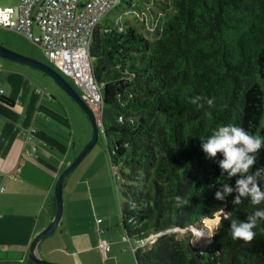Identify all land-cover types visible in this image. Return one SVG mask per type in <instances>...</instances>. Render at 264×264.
Returning <instances> with one entry per match:
<instances>
[{
  "label": "trees",
  "instance_id": "16d2710c",
  "mask_svg": "<svg viewBox=\"0 0 264 264\" xmlns=\"http://www.w3.org/2000/svg\"><path fill=\"white\" fill-rule=\"evenodd\" d=\"M154 2L171 12L155 38L112 15ZM91 57L128 237L215 227L204 247L164 233L135 251L137 263L264 264V221L251 242L230 234L231 219H246L264 203L242 198L233 205L235 193L216 199L219 186H234L236 177L222 175L220 154L207 158L200 139L228 123L264 136V0H118L96 30ZM198 95L213 105L190 103ZM256 167H264V148ZM177 196L186 203L178 207Z\"/></svg>",
  "mask_w": 264,
  "mask_h": 264
},
{
  "label": "crops",
  "instance_id": "0c3cea01",
  "mask_svg": "<svg viewBox=\"0 0 264 264\" xmlns=\"http://www.w3.org/2000/svg\"><path fill=\"white\" fill-rule=\"evenodd\" d=\"M0 80L5 89L0 97V187L4 186L0 191V244L4 247L0 264H30L28 253L33 239L56 214L57 179L82 147L72 142L68 115L44 90V94L39 92L34 75L21 63L0 58ZM29 126L38 129L39 147L18 170L22 150L29 145L19 130ZM89 163L90 171L94 168L92 180L83 168L77 176L71 172L73 176L69 174L64 181L66 211L56 230L38 246L40 256L49 261L103 264L109 256L103 257L100 239L112 242L110 253L120 251L118 245L125 240L122 231L113 228L109 216L101 213V163ZM75 181L76 185L72 183Z\"/></svg>",
  "mask_w": 264,
  "mask_h": 264
},
{
  "label": "built area",
  "instance_id": "2783aa9c",
  "mask_svg": "<svg viewBox=\"0 0 264 264\" xmlns=\"http://www.w3.org/2000/svg\"><path fill=\"white\" fill-rule=\"evenodd\" d=\"M117 3L118 0H19L15 6H0V27L21 33L38 44L54 67L74 81L94 113L102 134L103 87L93 73L91 46L98 26ZM39 92L44 94L41 89ZM4 93L0 80V97ZM19 133L25 144L29 143L21 153L18 164V170H21L22 164L38 150V129L24 127ZM3 190L4 186H1L0 191ZM145 242L141 239L137 245L132 243L134 251ZM99 247L107 256L111 244L102 238ZM3 249L0 244V250Z\"/></svg>",
  "mask_w": 264,
  "mask_h": 264
},
{
  "label": "rangeland",
  "instance_id": "374dc122",
  "mask_svg": "<svg viewBox=\"0 0 264 264\" xmlns=\"http://www.w3.org/2000/svg\"><path fill=\"white\" fill-rule=\"evenodd\" d=\"M18 2L19 0H0V6H15L18 4ZM162 6H165L164 3L154 2L150 5L144 4L142 6L143 10L132 9L127 10L124 13H122L121 11H114L112 15L117 14L119 19L128 21L146 37L155 38V28L159 26V22L165 21L171 13H168V11H166ZM37 32L38 31L36 30V33ZM0 43L15 51L32 56L54 67V64L47 58L44 50L38 44L34 43L32 40L21 33L0 27ZM2 60L6 59L2 58ZM21 66L23 68H26L32 75H34L36 83L42 90H44L48 94V98L52 101H56L61 111L68 115V118L72 125L71 131L74 137V139H72V142L76 141L78 148L82 147L80 150L81 152L93 137V126L87 114L51 75L27 64L21 63ZM66 78L80 92L74 81L70 77ZM91 160H95V164L101 163L99 170V174H101V187L99 192L101 194V199H99L101 213L109 216V218L111 219L110 222L114 224L113 228L115 230L120 229L125 238L124 242H121L118 245V249H120V251L116 253L108 252V258L106 256L104 257L103 255L104 258H107L104 259L105 263L103 264H138L132 243L137 245L138 241H140L141 239L139 237L129 238L123 225V216L121 209V202L123 200V197L119 193V166L116 167L113 165L110 159L108 142L105 135L102 133L100 134L99 140L92 148V150L79 163V165L73 171L74 173L72 172L73 175L75 174V176H77L78 172H80L83 168H86V170L89 171L88 174L92 180L94 168L90 171L92 166L89 162ZM88 163L89 165H87ZM72 183L76 185V181ZM77 191L78 189L76 190V192ZM67 194L68 192L66 189L64 194V211H66V206L68 203ZM74 201L75 197L72 198V203ZM214 229L215 227L206 225H194L188 228L174 227L169 229L168 231L151 233L143 239L146 241L144 244L150 246L162 234L167 232H176L178 237L190 236L197 247H204L205 245L210 243ZM102 232L103 229H101V233ZM107 240L110 242L112 248V242L109 239ZM111 255L113 256L111 257Z\"/></svg>",
  "mask_w": 264,
  "mask_h": 264
},
{
  "label": "clouds",
  "instance_id": "9594fccd",
  "mask_svg": "<svg viewBox=\"0 0 264 264\" xmlns=\"http://www.w3.org/2000/svg\"><path fill=\"white\" fill-rule=\"evenodd\" d=\"M209 107L213 105V100L203 96H195L190 99V103L200 108L204 103ZM209 119L212 113L206 112ZM201 148L209 159L216 158L222 175L227 174L231 180L236 177L235 185L222 183L216 191V199L226 201L233 196V205L241 203L242 198H249L252 205L264 203V167H256L260 150L264 148V136L259 132L244 128L242 125L228 123L213 129L212 134L207 137H200ZM177 206H181L186 201L181 197H176ZM225 219H228L226 216ZM264 221V208H257L253 213L247 215L246 219L234 218L230 220V234L234 241L251 242L258 235L257 225Z\"/></svg>",
  "mask_w": 264,
  "mask_h": 264
},
{
  "label": "water",
  "instance_id": "95a60500",
  "mask_svg": "<svg viewBox=\"0 0 264 264\" xmlns=\"http://www.w3.org/2000/svg\"><path fill=\"white\" fill-rule=\"evenodd\" d=\"M0 57L36 67L44 71L45 73H48L49 75H51L57 81V83L70 95V97L87 114L93 126V137L90 140V142L84 147V149L74 158V160L67 166V168L58 177L56 186H55V197H56L55 217L46 228H44L41 232H39L35 236V238L33 239L30 245V250L28 253V257L36 264H61V263L49 261L41 257L38 252V246H39L40 241L44 237L53 233L58 227L61 221L62 215H63V211H64V196H63L64 181L66 177L76 169L79 163L85 158V156L92 150V148L98 142L99 136L101 134L100 125L98 121L96 120L94 113L91 111V109L87 105L86 101L83 99L80 92L55 67L43 61H40L39 59H36L32 56L25 55L23 53L15 51L1 43H0ZM124 224L125 223L123 220V225Z\"/></svg>",
  "mask_w": 264,
  "mask_h": 264
}]
</instances>
